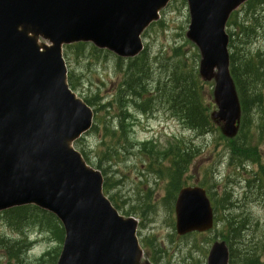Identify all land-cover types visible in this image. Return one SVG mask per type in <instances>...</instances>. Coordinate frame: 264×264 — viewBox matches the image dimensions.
Here are the masks:
<instances>
[{"label":"water","instance_id":"water-1","mask_svg":"<svg viewBox=\"0 0 264 264\" xmlns=\"http://www.w3.org/2000/svg\"><path fill=\"white\" fill-rule=\"evenodd\" d=\"M171 0H0V212L35 205L63 224L57 264H140L137 221L103 193V176L73 143L93 125L92 109L69 87L63 47L89 42L120 57L143 50L141 35ZM249 0H187V37L200 74L214 77L212 118L233 138L241 106L230 73L226 24ZM41 40L47 43H42ZM179 236L214 227L206 191L185 187L175 204ZM208 264H229L216 243Z\"/></svg>","mask_w":264,"mask_h":264},{"label":"rangeland","instance_id":"rangeland-1","mask_svg":"<svg viewBox=\"0 0 264 264\" xmlns=\"http://www.w3.org/2000/svg\"><path fill=\"white\" fill-rule=\"evenodd\" d=\"M263 7L264 2L255 6L258 19H249L246 23L253 35L246 38L239 36L234 47L238 48L236 51L241 58L256 57L264 66ZM245 10L247 7L244 9L242 6L237 10L239 24L249 18L248 15L255 13ZM189 25L187 1L172 0L161 11L159 21L143 33L144 51L148 55L152 73L149 81L151 89L155 88L157 81L168 77L179 53H182L181 59L188 67L193 69L197 65V70L199 69L201 55L194 43L187 38ZM232 27L235 26H227L229 36ZM41 41L45 43L44 40ZM232 52L233 49L230 48V53ZM70 58L67 66L74 75L76 94L84 100L96 97L94 104L97 100L111 103L108 113L104 110L97 112V106L92 109L100 121L106 116L110 124L117 125L119 119L116 115L119 113L114 104V96L126 68H118L116 55L108 52H102L96 57L87 49L83 51V56L78 57L71 51ZM215 74L210 79L201 78L204 101L209 104L210 113L217 111L214 97ZM262 77L261 90L264 94V74ZM129 106L131 136L134 142L147 144L146 150L153 154V159L176 144H182L193 152L194 157L183 177L184 187L199 185L206 189L213 207H218L215 208L216 218L221 221L211 232L178 236L174 212L176 199L168 198V177L164 176L169 166L168 160L157 165L153 159L149 160L148 152L141 156L138 151L129 150L125 157L114 159L115 161L105 164L104 168L109 172L111 183H117L110 195H113L120 213L138 221L137 235L144 252L140 263L148 264L149 261L153 264H207L209 252L215 243L226 242L230 246L231 242L236 257L254 254L259 263L264 264V136L259 127L260 120L264 119V109L251 111L253 125L245 128V134L252 141L253 148L250 150L253 152L250 153L253 156H245L232 153L219 123H213L210 132L199 133L187 128L162 104L157 103L148 115L141 113L132 104ZM100 137L101 135L94 134L86 136L84 140L90 147L88 152L94 160ZM243 141L244 135L239 139V142ZM158 167L164 169L163 176L156 173ZM145 198L150 208L142 214L139 211L143 210L140 206ZM226 201L228 204L220 208ZM56 223L49 219L46 226L51 228L31 225L21 233L9 228L0 217V264H56L64 241V234L61 238L57 236L59 227ZM230 223L237 231L238 240L229 234ZM57 224L62 228L60 223ZM25 238L31 241V246L17 261L2 240L16 242ZM155 249L160 252L154 254Z\"/></svg>","mask_w":264,"mask_h":264},{"label":"trees","instance_id":"trees-1","mask_svg":"<svg viewBox=\"0 0 264 264\" xmlns=\"http://www.w3.org/2000/svg\"><path fill=\"white\" fill-rule=\"evenodd\" d=\"M263 2L264 0L248 1L242 7L244 9L247 7V10H245L246 12L250 11L251 14L255 13L253 15H248L249 18L239 24L237 22V19H239L237 16L238 12H234L228 22L229 26H235L232 27V32L230 33L229 47L233 49L230 56L231 74L237 86L242 108L240 132L235 139H227V143L231 146L234 155L242 154L245 156H253V154L250 153L253 152V150H250L253 148L251 145L252 141L249 136H246L245 128L253 125V120L250 117L252 109H264V94L261 90V84L263 83L262 76L264 74L263 62L257 61L256 57L241 58L236 51L238 48L234 47V43L239 36H245L246 38L253 35L251 28L246 25V23L249 19H258L255 6L257 7ZM252 31L254 30L252 29ZM233 37H235V39ZM87 49H90L92 55L96 57H99L102 52L111 53L108 50L97 49L91 43H75L64 47L66 61H70L71 51L72 54L74 53L76 56L80 57L83 56V51ZM182 56V53H179V58L173 64V69L168 73V77L157 81L154 89H151L149 86L152 73L149 65V58L145 51L135 58L125 59L116 56L119 65L118 68L123 70L126 68L123 71V80L119 84L114 96V104L117 106L119 113L116 115V118H118L119 121L117 125L113 126L107 121L108 119L106 116L101 121L95 117V123L92 129L75 142V147L83 155L85 161L91 166H96L97 169L102 172L104 177V193L118 210L120 209L117 203H115L113 195H110V191L117 183H111L109 172L104 168L105 164L115 161L114 159L120 160L121 157H125L129 154V150L131 149L138 151L141 156H143L145 152H148L149 160L151 161L153 159V154L146 150L145 146L147 144H138L134 142L131 136L130 127L132 121L130 114L131 107L129 104L134 105L141 113L146 115L152 112V108L157 103L160 105L162 104V106L172 113V116L176 117L191 130L198 131L199 133H208L213 129L214 122L210 116L209 104H206L204 101L202 93L203 86L197 70V65L193 69L188 67L186 62L181 59ZM196 56L198 55L196 54ZM122 64L125 66H122ZM68 82L71 89L77 91V85L74 81L72 72H69ZM84 101L90 107L97 106V112L104 110L108 113L112 106L111 103H101L102 101L100 100H97V103L94 104L96 97L92 100L85 99ZM259 127L262 129L264 136V119L260 120ZM94 134L97 136L101 135L97 146L99 152L97 151L94 156L96 160L90 157L88 152L90 147L84 143L86 136H92ZM242 135H244V141L239 142ZM193 157V152L185 148L182 144H176L174 147L165 151V153L157 155V158L154 156L153 160L157 165H160L163 161L168 160L167 162H169V166L166 168V174L161 167H158L156 170V173L160 176L165 174L164 176L168 177V198L172 200L176 199L177 193L184 186L183 177L187 173ZM254 160L257 161L256 158ZM224 204H228V201L220 205V208H222ZM140 207H143V210L139 211L142 214L150 208L146 203V198ZM215 208L218 209L217 206H215ZM126 214L128 215V213ZM0 217H2L9 228L21 233H23V229L31 225H36L41 228H51L46 226V221L49 219L59 223L54 215L34 205L8 209L1 212ZM220 222V219L216 218L215 226H218ZM57 223L56 226L59 227V235L57 236L61 238L64 234V230ZM228 226L229 234L235 236L233 238L238 240L237 231L233 228L232 224H228ZM2 242L17 261L22 258L25 251L31 246V241H28L26 238L22 241L10 242L8 240H2ZM229 247L230 264H260L256 255L245 254L242 258L236 257L231 242ZM155 250L154 254L160 252L158 249Z\"/></svg>","mask_w":264,"mask_h":264}]
</instances>
